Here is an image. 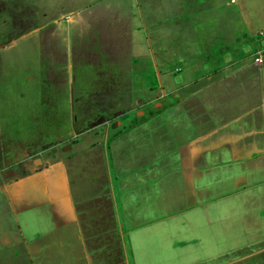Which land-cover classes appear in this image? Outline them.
Wrapping results in <instances>:
<instances>
[{"label": "crops", "instance_id": "obj_1", "mask_svg": "<svg viewBox=\"0 0 264 264\" xmlns=\"http://www.w3.org/2000/svg\"><path fill=\"white\" fill-rule=\"evenodd\" d=\"M18 2L0 0V12L10 17L1 20L0 61L7 55L15 62L40 61L50 51L53 61L69 56L73 67H101L102 57L113 67L164 70L157 71L155 83L138 76L143 86L129 88L128 103L114 96L109 115L121 118L108 129V139L73 146L51 169L42 164L13 180L1 178L0 264H264V0ZM219 16L224 22L214 28L210 23ZM199 24L224 37H216L211 50L181 52L176 41L182 32L198 35ZM168 51L174 53L172 67L181 72V81L169 88L161 81L162 73H172ZM155 95L163 102L156 104L161 105L156 113L136 110L141 100L149 108ZM107 104L93 103L96 114L102 115ZM84 111L78 107L79 115ZM133 111L141 123L128 129L125 121ZM155 124L159 137H154ZM7 131L0 127L5 163L16 147L21 149L15 130L7 144L13 150L4 147ZM77 153L94 156V163L85 159L80 174L66 175L64 165ZM92 168V175L82 174ZM49 175L55 177L52 184L45 182ZM30 180L36 184L28 185ZM229 200L238 204L241 238L231 246L218 243L222 248L216 251L220 236L213 224ZM112 217L121 224L114 225ZM98 218L112 225L96 232L90 221ZM172 220L175 229L155 233L167 230L168 243L149 233L134 245L139 232Z\"/></svg>", "mask_w": 264, "mask_h": 264}, {"label": "rangeland", "instance_id": "obj_2", "mask_svg": "<svg viewBox=\"0 0 264 264\" xmlns=\"http://www.w3.org/2000/svg\"><path fill=\"white\" fill-rule=\"evenodd\" d=\"M18 1L19 0H17V2ZM40 7L41 4L38 5L37 8L39 9ZM0 13V28H4L1 20L9 21L10 17L2 11ZM220 19V16L214 18L213 22L210 24L214 23V28H216L217 25L220 27V25L224 22ZM183 25H185V23ZM201 25L203 24L198 25V35L188 34V36H185L182 32L181 37H179L176 41L177 47L181 46V52L184 48H187L188 50L196 48L197 53L208 48L211 50V46L213 45L215 38L224 37L221 35H212L207 33L208 29H203ZM185 28L187 31L190 29L189 27ZM210 29L211 28H209V30ZM259 32L260 31H256L257 34L262 33ZM180 38L181 44L179 42ZM24 44L27 46L31 45L30 39L27 42H24ZM18 47H23V43L18 45ZM153 47L156 51V42H154ZM52 48L56 54H60L57 47L53 46ZM74 50H76V48ZM75 52L76 51H73V54ZM155 53L159 55L158 52ZM182 54H184V52ZM51 55L50 51L44 52L42 53L40 61H37V59H22V61L17 62L12 61L7 55L5 62L0 61V127L3 128V125L8 127L6 140L3 145L4 147L7 146L9 139L13 138L11 135H13L15 131L17 134V140H21V149L18 150L19 148L16 147V149H14L16 152H11L10 155L12 156L8 158L7 163L1 161L0 159V172L3 174L0 175V186L2 185V179H5L6 181L13 180L20 176L18 175L19 173L25 172L26 169L35 170L43 165H45L43 169H51L50 167L52 164L62 161L64 156L71 153V150L74 149L73 146L85 142L90 146H93L94 142L100 140L101 138L108 139L110 136L108 129L111 127L116 128L115 121L121 118L118 115H109V112L113 110L111 106H108L109 103H113L112 99L118 95V98L124 100L127 92H129V88L135 86L137 88L141 87L142 84L139 82L140 80L138 76H142L144 81L149 80L150 82L155 83L156 81H159L157 78L158 74H156L157 71L164 70L163 68L156 67H150L148 69L143 68L140 70L137 68H131L129 65H125V67H113L111 62H102L104 61L102 57L100 61H97L98 64H102L101 67L96 68L94 63L82 68L78 67L79 64L77 67H73L70 64L69 56H65V59H62L63 57H61L60 59L58 58L53 61ZM114 55L116 56V54ZM205 55L208 57V53L205 52ZM54 56H58V54ZM173 56V51H168V58L166 62L170 63L172 73L161 74V81L167 88L173 86L176 82L181 81L179 80L181 77L180 70H174L172 67L174 64L172 60ZM169 69L170 68L165 70L168 71ZM134 74L135 78L133 76ZM97 75L103 79L101 80L99 77H96ZM130 77L134 82L137 80L136 83L129 81V79H131ZM116 79H118L119 83H113ZM112 85L115 86L113 87ZM153 89L154 86H150V90L153 91ZM171 89H167V91L170 92L172 91ZM169 92H165V95L167 94L165 99L169 98ZM107 93H109L108 95L112 96V98L108 97ZM97 102L104 104L108 103L103 107L102 115L96 114L98 106H94L93 103L96 104ZM128 102L129 100L125 99L122 103L126 104ZM157 103L162 104L163 102L161 96L155 95L153 96V99L149 101V108H146V101L141 100V103L137 106L136 110H142V107H145V114L148 112L147 109H150L149 112H151L150 115H152L153 113H156L157 108L161 107V105H156ZM81 105L85 106V115L78 114V107ZM133 112V115L128 117V122L124 120L125 126L128 129L134 125L137 126V123H139L140 120L138 115L136 116V112ZM124 113L126 114L127 111H124ZM145 114L142 116H145ZM155 126L156 129L154 137H157L159 134V125L157 126L155 124ZM7 148L13 150L8 146ZM19 151L20 154L18 153ZM79 154L80 153L74 155L68 161L69 163L64 165V167H66V175L80 174V164L81 161L85 159H90V164L93 165L94 156L91 157L90 155L84 156V154ZM34 159H40V163L33 165L32 162ZM6 172L8 175H6ZM60 172L61 170L54 171V174L51 175L59 176ZM93 173L94 170L92 168V173L90 171H83L82 174L92 175ZM51 175L46 177L45 182H50L52 181V178H55ZM27 184L35 185L36 182L30 180ZM176 195L178 194H174V196ZM221 207H223L224 211L218 214L220 217H215L216 222L213 224L214 230L217 231L220 236L219 241L214 246L216 251H219L220 248H222L217 245L218 243L224 241V244L231 246L241 238V233L237 234V227L239 223L238 217H240V215L237 214L239 212L238 204H236L235 200H229V204L224 203ZM137 208L138 205L135 209ZM104 212L105 214H108V207L104 208ZM119 216L122 217L123 215L119 212ZM112 220L115 221L116 217H112ZM90 223L92 224V227H95L93 230L96 232L104 230L106 225H112L109 223L108 218H106V223H103L99 218L91 220ZM119 224L121 223H118L117 221L114 222V225ZM177 224L178 223L176 221L172 220L168 223L157 226V229H150V232L147 231V233H145L146 231H141L136 235V237H133L134 245L135 243H142L143 237L145 235L147 236L149 233L151 237L156 236V241L165 240V242L168 243L170 240L169 238H171L172 235L167 233V230L164 231L162 236L155 235V233L158 229L164 230L166 227L168 229L169 226L170 229H175ZM110 227L114 229L113 226ZM87 229L91 230L92 228L90 227ZM223 232H225L224 239H222ZM202 233L204 234L205 232L202 231ZM209 235L211 234L208 230V236ZM125 240L129 241V238ZM126 246H124V248H126ZM74 262L75 261L73 260V263L70 264H74ZM121 263V261H117L116 264ZM194 263L195 261L190 262V264ZM122 264H124V262ZM129 264H131V262H129ZM134 264L139 263L135 261Z\"/></svg>", "mask_w": 264, "mask_h": 264}]
</instances>
